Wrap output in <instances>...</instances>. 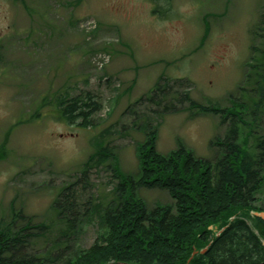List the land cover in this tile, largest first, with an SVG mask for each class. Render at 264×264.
<instances>
[{
	"label": "rangeland",
	"instance_id": "374dc122",
	"mask_svg": "<svg viewBox=\"0 0 264 264\" xmlns=\"http://www.w3.org/2000/svg\"><path fill=\"white\" fill-rule=\"evenodd\" d=\"M156 7L170 11L157 15ZM263 28L264 0H0V231L25 219L51 224L33 230L22 252L57 263L91 248L117 180L101 168L84 181L80 168L104 144L124 173L137 175L145 123L158 128L160 154L185 145L215 162L211 143L229 120L195 115L182 97L250 106L246 76L263 62ZM86 92L99 105L91 128L61 121L60 102ZM254 126L249 147L264 139V110ZM71 185L79 221L68 231L52 205ZM139 195L149 210L175 204L167 191ZM257 197L261 208L264 188Z\"/></svg>",
	"mask_w": 264,
	"mask_h": 264
},
{
	"label": "trees",
	"instance_id": "16d2710c",
	"mask_svg": "<svg viewBox=\"0 0 264 264\" xmlns=\"http://www.w3.org/2000/svg\"><path fill=\"white\" fill-rule=\"evenodd\" d=\"M262 32L264 37V28ZM262 61L251 66L254 72L246 76L247 84L251 82L249 93L256 96L250 106L233 102L232 107L221 109L203 106L190 95L182 97L181 103H188L195 115H217L223 123L229 120L224 138L211 143L220 150L215 162L196 157L185 145L160 154L158 128L149 123L144 126L146 139L136 147L140 171L135 176L121 170L110 146L100 144L81 166V178L87 181L92 170L107 168L117 185L99 216L102 226L93 246L77 249L60 263L50 259L51 254L25 255L23 248L37 236L32 231L43 233L53 227L33 226L25 219L19 229L9 225L0 231V264H264V220L254 215L264 212V206L256 205L264 188V139L255 138L249 147L264 110V53ZM67 100L59 104V119L91 128L99 110L93 94ZM72 186L52 205L56 220L68 231L79 221L71 201ZM141 189L167 191L175 204L149 210L139 195ZM211 227L223 231L217 235Z\"/></svg>",
	"mask_w": 264,
	"mask_h": 264
},
{
	"label": "water",
	"instance_id": "95a60500",
	"mask_svg": "<svg viewBox=\"0 0 264 264\" xmlns=\"http://www.w3.org/2000/svg\"><path fill=\"white\" fill-rule=\"evenodd\" d=\"M255 216L256 217H259V218H261V219H263L264 220V213H255ZM211 229H214V231H215V229L216 228H211ZM206 250H204L203 252H202V254L205 252ZM194 256L196 255V252L193 254ZM125 264V263H124Z\"/></svg>",
	"mask_w": 264,
	"mask_h": 264
},
{
	"label": "flooded vegetation",
	"instance_id": "af4514ba",
	"mask_svg": "<svg viewBox=\"0 0 264 264\" xmlns=\"http://www.w3.org/2000/svg\"><path fill=\"white\" fill-rule=\"evenodd\" d=\"M2 52V48H1V46H0V53ZM0 64H1V62H0Z\"/></svg>",
	"mask_w": 264,
	"mask_h": 264
}]
</instances>
